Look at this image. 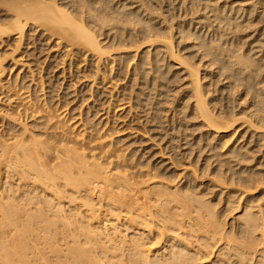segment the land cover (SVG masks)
<instances>
[{"label":"bare ground","instance_id":"obj_1","mask_svg":"<svg viewBox=\"0 0 264 264\" xmlns=\"http://www.w3.org/2000/svg\"><path fill=\"white\" fill-rule=\"evenodd\" d=\"M35 32L69 76L92 64L89 97L115 64L138 106L156 89L146 120L184 146L173 173L127 154L95 98L74 121L40 98ZM4 43L0 264H264V0H0Z\"/></svg>","mask_w":264,"mask_h":264},{"label":"rangeland","instance_id":"obj_2","mask_svg":"<svg viewBox=\"0 0 264 264\" xmlns=\"http://www.w3.org/2000/svg\"><path fill=\"white\" fill-rule=\"evenodd\" d=\"M30 40L31 41L35 40V42L32 43ZM46 40L48 41L49 39L45 35H43L41 33H36V34L33 33V35H31V37L29 38V41H30L29 44L30 45L27 46L28 49L25 47L26 44H23V46H21L22 50H25V51L27 50V53H26L27 56L25 55V57H23L22 60H24V61H27L30 59L31 60L32 59L37 60V63L39 65V66H37L38 67L37 69H35L36 66H32L34 62L30 63L29 65L32 66V68L34 69V73H37V74H35V77H39V75H40V77H42L41 80H43V84H42L43 88L38 93L39 95H41L40 98L43 99L48 105H53L56 108L62 107V109H64L65 112H67V113H65V118L67 119L68 117H72V120L74 121V120H76V118L78 116H83L82 114H84V112H85V106H87L88 104H89V106L92 105V103L89 102V99L92 96L89 97L90 92H89L88 86H87V82H88L87 78L84 77V79H83V77H82L84 75H87V73H86L87 69H92V64H88V68H86L87 67V59L85 60L86 62L83 61L82 59H74L73 63H72V69H71L72 73L69 76L68 70H67V67H68L67 64H68L69 57L67 58V56H62L63 50L60 51L59 49H56V47L54 45V41L52 39H50L49 42H47ZM4 46L6 48L10 47L8 45L6 46V44L4 43L3 46L0 45V49L2 47H3L2 49H6ZM52 46H53V49H52ZM45 56H46V58H45ZM64 57H66V58H64ZM61 59H62V61H61ZM89 61H90V59H89ZM7 64H10V61ZM17 67H19V66L13 67L12 75L17 72V70H18ZM63 67H65V73H64L65 75L64 74L62 75L61 68H63ZM81 68H83L85 71L83 72V69H81ZM117 68L118 67L115 64V67L112 68V69H114V72H112L110 75H109L110 71L108 72L109 76H107L108 79L105 80V82H104L105 84L94 85V87H93V97L92 98L93 99L95 98L97 100V106L96 107L98 110L101 111V112L99 111L98 115L100 113H104V114H102L103 116H100V119L105 116L104 111L107 110L106 108H109V112H108V114H106L107 119L109 121V123L107 122L109 124L108 127H112L114 129L119 130L117 132L118 134L116 133V135L122 138V141L120 144H125V143L129 144L130 143V145H128L126 148V150L128 151V152L126 151V153L128 154L130 152L129 154H132V155L134 154L133 158L135 160L138 158L140 161L145 162V159H147V160L149 159V163L159 162L161 159H163L162 165L163 166L166 165V171H169V173L170 172L173 173V171H172L173 169L171 167V164H168L169 161L166 158L171 157L169 155L171 154L172 151L175 153L184 152L182 149L184 146L181 145L180 147H175L173 150H170L169 148H166L165 146L168 145L169 143H170V145H174V146L178 145L179 143H182L181 141L178 142V140L180 139V135H181L180 131L176 132L175 130L174 131L168 130L167 135L163 138V140H158V137L161 134H163L164 130L159 132L158 131L159 129L154 128L151 125V123L146 120V117H148V115L152 111V105H153L152 103L158 97L156 95V89H155V91L154 90L148 91V89H146L148 91L146 93L149 96V101H147L146 105L138 106L137 102H136V97H135L136 92L134 90V86H132V87L130 86L127 74L125 73V69L123 68L118 72ZM78 71H80V72H78ZM5 72H6V70H5ZM5 72L3 73V77L5 75L3 82L6 81V78L8 77V75H7L8 72H6V74H5ZM62 77H64L63 80H62ZM110 77L112 78V81H110L111 80ZM123 77H124V79H123ZM74 78H75V80H74ZM172 79H174V78H172ZM71 81L75 82L74 87L72 85H70L69 82H71ZM36 83L39 85L38 82H36ZM218 84L215 85V83H213V85L216 88H218L221 92L220 87H223V86H221L219 84V87H218ZM167 85H168V89H170V90H172L175 86V84L173 82H169V83H167ZM214 86H212L210 88L212 89ZM96 87H99L98 90H96ZM101 87H103V88H101ZM218 89H216V92L217 91L219 92ZM72 91H75V92H72ZM42 93H43V95H42ZM109 93H110V96H109ZM217 93H215V94H217ZM223 93H225V92H223ZM168 94L169 95L172 94L174 96L176 93L173 94V91H169ZM219 94L220 93H218V96H220ZM223 96H225V95H223ZM87 97H89V99H87ZM225 100H226V98H225ZM81 101H83V102H81ZM64 103L65 104L67 103V104L65 105ZM120 103L124 104L123 108L116 110L114 107L119 106ZM127 103L129 105H127ZM3 104L4 103H3V99H2L0 101V108L3 106ZM168 105H171V104H168ZM100 108H103V110H101ZM62 109H59V110H62ZM78 112L80 113V115L77 114ZM80 118H82V117H80ZM94 119H96V117ZM103 119H104L103 121L105 122L106 121L105 118H103ZM27 123L29 126L30 122L27 121ZM2 126L3 125H0V131L3 128ZM144 132H147V133H144ZM150 135L155 136V137L152 138ZM171 135L174 136V140H172L171 142L170 141L166 142V140L169 139V137H171ZM160 152H162V154ZM141 155H142V157L140 158L139 156H141ZM162 157H165V159ZM194 157L196 158V155ZM187 162H188V159L185 156H184V158L182 157L181 163L187 164ZM181 166L182 165H177V168H176L177 172L179 171V169H181ZM176 171H175V173H176ZM179 172H181V171H179ZM201 181H205V180H201ZM234 212L235 211H233L232 213H230L226 217H224L225 221H228V223H229L231 220L230 218L234 214Z\"/></svg>","mask_w":264,"mask_h":264}]
</instances>
